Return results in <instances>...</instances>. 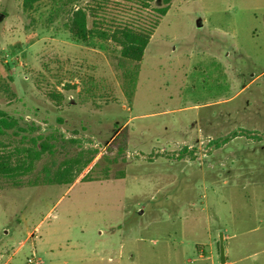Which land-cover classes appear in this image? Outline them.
I'll use <instances>...</instances> for the list:
<instances>
[{"label":"rangeland","instance_id":"1","mask_svg":"<svg viewBox=\"0 0 264 264\" xmlns=\"http://www.w3.org/2000/svg\"><path fill=\"white\" fill-rule=\"evenodd\" d=\"M162 7L141 62L66 26ZM0 108V152L53 146L0 180V264H264V0H2Z\"/></svg>","mask_w":264,"mask_h":264},{"label":"trees","instance_id":"2","mask_svg":"<svg viewBox=\"0 0 264 264\" xmlns=\"http://www.w3.org/2000/svg\"><path fill=\"white\" fill-rule=\"evenodd\" d=\"M45 0H24V7L26 9H33L35 4ZM169 7L159 8L157 18L152 22L150 28H136L133 26H124L117 27L115 30H111L110 33L105 30H96V28H89L88 25V14L85 9L80 8L75 10L66 26L72 34V36L83 43H89L90 45H95V40H111L115 44L121 47V55L124 59H128L135 62H141L144 58L145 50L149 45L151 35L158 27L160 18L164 16ZM57 98V96H55ZM58 99V98H57ZM62 121V120H60ZM18 128L17 119L8 115L6 111L0 108V145H3V148L6 149V143H4V137L8 136L11 138V134L8 132ZM15 132V131H14ZM17 133V132H15ZM120 135V134H119ZM53 135L48 136L47 138H52ZM36 138H43V136H38ZM33 147L24 148L17 147L16 152H0V180H12L15 184H18V177L25 176L30 171L33 170L36 161H38L43 153L49 150L53 153V146L48 142H42L40 144V149L36 147L38 141L37 139H32ZM24 155V156H23ZM80 158L76 160H70L67 167H72L74 164L81 163L82 154ZM93 160L89 159L85 164L91 163ZM58 168L51 175L46 174L44 178H36L30 183L33 185L39 184H64L74 182V178L64 182L66 177V171L68 168ZM67 168V169H65ZM65 169V170H64ZM50 174V173H49Z\"/></svg>","mask_w":264,"mask_h":264},{"label":"water","instance_id":"3","mask_svg":"<svg viewBox=\"0 0 264 264\" xmlns=\"http://www.w3.org/2000/svg\"><path fill=\"white\" fill-rule=\"evenodd\" d=\"M221 252H222V258H223V263L226 262L225 259V248H224V236L221 235Z\"/></svg>","mask_w":264,"mask_h":264},{"label":"built area","instance_id":"4","mask_svg":"<svg viewBox=\"0 0 264 264\" xmlns=\"http://www.w3.org/2000/svg\"><path fill=\"white\" fill-rule=\"evenodd\" d=\"M29 262H33V260H32V259H30V260H29Z\"/></svg>","mask_w":264,"mask_h":264},{"label":"crops","instance_id":"5","mask_svg":"<svg viewBox=\"0 0 264 264\" xmlns=\"http://www.w3.org/2000/svg\"><path fill=\"white\" fill-rule=\"evenodd\" d=\"M2 0H0V2H1Z\"/></svg>","mask_w":264,"mask_h":264}]
</instances>
